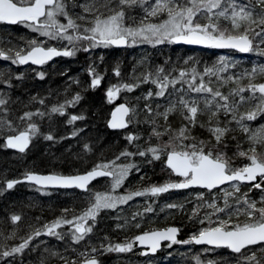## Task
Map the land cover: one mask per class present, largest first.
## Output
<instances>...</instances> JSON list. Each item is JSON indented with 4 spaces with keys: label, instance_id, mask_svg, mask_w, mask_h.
I'll return each mask as SVG.
<instances>
[{
    "label": "snow or ice",
    "instance_id": "6c2138e0",
    "mask_svg": "<svg viewBox=\"0 0 264 264\" xmlns=\"http://www.w3.org/2000/svg\"><path fill=\"white\" fill-rule=\"evenodd\" d=\"M0 22L20 23L40 34H0V58L27 67L0 69V137L5 148L25 152L41 136L79 142L89 125L77 122L89 113L77 106L87 90L103 85L109 70L116 78L104 88L110 102L122 90L152 85L132 97L136 103L125 97L112 108L106 123L123 130L127 143L111 159L100 158L70 173L25 169L12 178L0 177V193L29 181L41 192L51 191L49 186H76L88 194L84 207L62 208L43 223L34 217L35 223L24 224L23 212L11 211L12 227L0 230V264H104L103 253L129 252L138 244L144 254H155L164 242L168 248L195 243L228 250L204 258L203 253L212 251L205 246L192 254L195 264H264V63L244 68L236 56L220 55L201 64L193 54L176 62L166 56L164 63L153 64L141 57L125 75L119 60L109 69L103 66L104 52L94 55L100 47L178 42L264 54V0H0ZM81 52L88 53L83 69L87 81L70 75L60 89L43 94L26 87L30 78L44 79L57 71L48 66L56 63L53 58H76ZM17 89L23 92L17 94ZM173 116L178 117L175 124ZM61 120L72 126L63 135L58 134ZM233 141L235 150L229 152ZM81 150L94 151L92 142L85 138ZM239 157L244 159L234 163ZM121 158L126 162H118ZM161 159L169 175L144 184V165ZM134 173L139 174L137 187L128 183ZM98 177L110 178L107 189L91 186ZM190 186L203 189L192 193L194 202L164 204L199 222L186 239H180L181 226L175 223L153 222L142 229L145 217L156 219L160 194ZM144 196L147 201L134 199ZM129 202L134 211L116 216L114 227L140 230L122 240L108 232L93 240L102 210L123 213L119 206ZM5 220L0 217V222ZM44 234L62 243L51 246L41 239ZM10 239L15 242L8 243ZM146 264L154 262L148 259Z\"/></svg>",
    "mask_w": 264,
    "mask_h": 264
},
{
    "label": "rangeland",
    "instance_id": "374dc122",
    "mask_svg": "<svg viewBox=\"0 0 264 264\" xmlns=\"http://www.w3.org/2000/svg\"><path fill=\"white\" fill-rule=\"evenodd\" d=\"M0 34H11L13 37L18 36H28L36 35L40 36L39 33H35L32 29L23 31V24L19 26H10L6 24H0ZM104 47H100L96 50L94 55L99 56L100 52ZM217 49V48H216ZM130 50V51H129ZM83 54H78L76 58H66V57H55L53 62H48V66L51 69H57L49 77L41 80L36 78H30L26 81V87L30 88L32 91L40 92L43 94L45 90L60 89L66 82L67 76L77 75L82 80L87 81V76L84 69V64L88 53L82 52ZM105 53V60L103 66H111L119 60L125 75H128L132 66L136 64L137 60L141 57H147L148 61L156 64L157 59L162 56V63L165 61V57H171L173 62H176L178 58H183L185 56L195 55L203 62L207 61L212 63L220 55L236 56L239 61L240 67L247 68L252 63H264V54L255 52H241L235 49L229 48H219L217 50H204L197 47L175 46L171 43H165L164 45H151L148 43H142L135 46H129V49L125 52L109 50ZM31 64V63H29ZM35 68L34 64H31ZM11 66L14 70L27 71V67L23 65L14 66L10 62L0 61V69L4 67ZM67 68L68 72L65 74L64 69ZM139 71V67L137 68ZM239 71V68L237 69ZM109 70L106 74V78L103 84L106 86L109 81H113L114 73H110ZM34 77V73L32 74ZM213 79H215L213 77ZM75 88V85H73ZM146 87H152L149 83L145 86H141L138 89L131 91H121V95L118 99L124 102V98L127 97L132 103H136L132 99L133 96L140 95V93L145 90ZM227 90V86H225ZM17 94L23 92V89H17ZM61 99L63 98V93H61ZM85 108L89 115L84 121H78L77 124L86 123L89 125L88 128L84 129L81 134L79 142L77 138L66 137V139L53 142L46 140L43 136L35 138L34 145H30L29 149L25 152H20L5 148L0 144L2 150L0 151V177L7 176L12 178L24 173L25 169L34 170H50V171H62L65 173L73 172L77 169H85L90 167L91 164L96 162L100 158L111 159L114 154L127 143L126 138L123 136V130H111L107 127V119L110 116L111 109L115 107L109 101H106L103 94L97 89H89L84 95V99L77 108ZM72 110V106H69ZM178 117L173 116L172 120L175 124ZM65 127L71 129V125H63V120H61V126L58 128V134L63 135L65 132ZM133 125H129L130 130L133 129ZM141 129L147 131L144 124H140ZM100 131L101 134L97 136L94 132ZM201 135H207L203 129H197ZM85 138L92 142L94 151L86 153L82 151V143ZM167 138V137H165ZM111 144V149L106 151L107 145ZM71 145V148L69 147ZM245 147H247V142H245ZM235 150V141L229 147V152ZM135 159H140L139 156ZM244 159L243 157L237 158L238 160ZM120 163L126 162L124 158H121ZM142 171L146 174L143 180L144 184L149 183V181L160 182L169 175L168 170L164 164V160H155L152 163H147L142 168ZM173 175V174H172ZM173 178L175 176L173 175ZM139 180V174L134 173L128 183H131L133 187L139 186L136 182ZM108 181L110 178H99L94 182L90 183L96 190H105L108 187ZM51 191L41 192L38 187H32V184L20 181L13 189H9L3 193H0V217H5L4 222H0V230L6 232L7 229L12 227V222L9 218V213L11 211H21L24 214V224L35 223L34 217H40V223H43L45 219H52L55 215H59L62 208L71 207L75 205L77 209L85 206L87 202V195L85 190H78L75 188H51ZM123 190V189H121ZM196 190H203L202 187L195 186L189 187L188 189H173L169 190L167 193L160 194L159 198L156 200V219L153 221L151 215L144 218V223L142 224V229H147L151 226V223H155L157 226H165L166 224H178L185 225L187 231L185 233H191L198 227L197 221H189L188 214L186 212H181L177 209H166L164 204L166 202L177 201L182 202L184 199L192 201V193ZM137 201H147L148 197H136ZM194 202V201H192ZM122 206V205H121ZM123 208V213H118L117 210L110 214L107 209L102 211V215L99 217L97 224L95 225L96 232L93 236V240L98 237H102L103 232H108L111 234L114 230V225L118 222L115 217L118 215H128L134 211L135 205L129 202V205ZM108 219H105L106 216ZM102 217V218H101ZM122 222V221H120ZM136 228L130 230H122V237L129 235ZM23 230H27L26 228ZM139 230V229H138ZM48 241L49 245L57 246L58 241L52 239H43ZM3 242V237L0 236V243ZM15 242L9 240L8 243ZM203 247H198L196 244L191 245H172L171 248L167 247L159 249L154 255L148 254L144 256L141 250L129 251L126 255L121 256L119 254H114V252L103 253L101 259L104 264H146L148 259H152L154 264H195L192 258V254L195 252H201ZM191 250L187 255H181L187 250ZM212 251L208 253H203L204 258L211 256L225 255L228 250L225 248L223 251L220 249H214L211 247ZM168 252H172L169 256ZM114 254V255H112Z\"/></svg>",
    "mask_w": 264,
    "mask_h": 264
},
{
    "label": "flooded vegetation",
    "instance_id": "af4514ba",
    "mask_svg": "<svg viewBox=\"0 0 264 264\" xmlns=\"http://www.w3.org/2000/svg\"><path fill=\"white\" fill-rule=\"evenodd\" d=\"M0 24H4V23H0ZM14 25H20V23H16V24H14ZM22 25V24H21ZM26 30H28V27L26 26V25H23V31H26ZM170 44V43H169ZM171 45H175V46H184V45H182V44H173V43H171ZM102 50L101 51H104V52H107V51H109V50H115V51H121L122 53L123 52H125V51H127L128 49H129V46H109V47H104V48H101ZM201 49H204V50H217V49H219V48H214V47H208V48H201ZM130 51V50H129ZM66 58H68V57H66ZM8 62H11V61H8ZM12 64H14V62H11ZM15 65V64H14ZM16 66H18V65H16ZM25 65H23V67H24ZM35 67H38V66H36V65H34ZM110 73H112V72H110ZM37 80H40V78L39 77H35ZM87 79H88V73H87ZM115 75H114V78H113V81L112 82H115ZM104 88H105V85L103 84L102 86H100V87H98L97 88V90L98 91H100L102 94H103V96H104V98L106 99V94H105V91H104ZM107 100V99H106ZM108 101V100H107ZM110 102V101H109ZM122 101H121V99H118V98H116L115 100H113V101H111L110 103H112V105H116L117 103H121ZM112 110V109H111ZM174 175V174H173ZM174 176H176V175H174ZM99 178H102V177H98V178H96L95 180H97V179H99ZM95 180H93L92 182H94ZM91 182V183H92ZM75 189H78V190H81V189H79V188H76V187H74ZM119 207H126V206H119ZM103 211V210H102ZM107 211H109L108 213H110V214H113L116 210H108L107 209ZM102 213V212H101ZM102 214H100V216H101ZM99 216V217H100ZM10 218V217H9ZM102 218V217H101ZM109 218V216L107 215L106 216V218L105 219H108ZM100 219V218H99ZM98 219V220H99ZM64 227H66V226H64ZM114 228V230H113V232L110 234L111 236H113L115 239H120V240H122L123 239V237H122V232L120 231V229H116L115 227H113ZM140 230V229H139ZM138 229H134L133 230V232H131L130 234H135L137 231H139ZM129 234V235H130ZM189 235V233L187 234V233H183L182 232V230H181V232L179 233V237H180V239H186L187 238V236ZM41 239H52V240H54V241H57V239L55 238V237H51V236H48L47 234H44V235H42V237H41ZM10 243H14V242H10ZM165 243V245L167 244V242H164ZM177 244H179V243H176V244H173V245H177ZM191 244H195V243H189V244H186V245H191ZM180 245V244H179ZM198 247H209V248H211V246H209V245H200V244H196ZM142 247H140L138 244H137V247H135L133 250H131V251H138V250H140ZM114 252V254H119V255H121V256H124V255H126V253L127 252H121V253H117V252H115V251H113ZM142 252V251H141ZM114 254H112V255H114ZM142 254L144 255V256H146V255H148V254H144L143 252H142ZM152 255H154V254H152Z\"/></svg>",
    "mask_w": 264,
    "mask_h": 264
},
{
    "label": "water",
    "instance_id": "95a60500",
    "mask_svg": "<svg viewBox=\"0 0 264 264\" xmlns=\"http://www.w3.org/2000/svg\"><path fill=\"white\" fill-rule=\"evenodd\" d=\"M4 23H6V22H4ZM7 24H10V23H7ZM16 24V23H15ZM176 44H182V45H187V46H189V47H197V48H208V47H212V46H206V45H192V44H187L186 42H178V43H176ZM218 48V47H217ZM236 50V49H235ZM237 51H240V50H237ZM54 59V58H53ZM29 63H31L32 64V62H29ZM110 115H111V112H110ZM109 118H110V116H109ZM108 126V125H107ZM108 128L109 129H111V130H117V129H112V128H110L109 126H108ZM9 149H12V148H10L9 147ZM12 150H16V151H19V150H17V149H12ZM175 175H177V174H175ZM96 179V178H95ZM94 179V180H95ZM23 182H26V183H30V184H34V182H29V181H23ZM91 183V182H90ZM50 188H74V187H76V186H49ZM190 187H195V186H190ZM199 187H202V186H199ZM76 188H78V187H76ZM140 246V245H139ZM210 246V245H209ZM140 247H143V246H140ZM211 247H213V246H211Z\"/></svg>",
    "mask_w": 264,
    "mask_h": 264
},
{
    "label": "trees",
    "instance_id": "16d2710c",
    "mask_svg": "<svg viewBox=\"0 0 264 264\" xmlns=\"http://www.w3.org/2000/svg\"><path fill=\"white\" fill-rule=\"evenodd\" d=\"M21 25V24H20ZM10 26H19V25H10ZM79 54H83L82 52L81 53H79ZM84 54H85V52H84ZM0 61H6L7 62V60H5V59H2V58H0ZM157 63H162V56H160L158 59H157V62H156V64ZM10 64H12L11 62H10ZM12 65H14V64H12ZM14 66H16V65H14ZM86 76H87V73H86ZM40 80H41V78H40ZM104 97V96H103ZM105 99V98H104ZM106 100V99H105ZM107 101V100H106ZM97 136H99V134H101L100 133V131H95L94 132ZM2 140H3V138L2 137H0V144L2 145ZM111 147H112V145L111 144H109V145H107V147H106V151H108L109 149H111ZM2 150V148L0 147V151ZM82 170V169H81ZM41 171H44V172H46V171H50V170H41ZM181 230H182V232L183 233H185V231H187V227L185 226V225H181Z\"/></svg>",
    "mask_w": 264,
    "mask_h": 264
},
{
    "label": "bare ground",
    "instance_id": "6f19581e",
    "mask_svg": "<svg viewBox=\"0 0 264 264\" xmlns=\"http://www.w3.org/2000/svg\"><path fill=\"white\" fill-rule=\"evenodd\" d=\"M108 152V151H107Z\"/></svg>",
    "mask_w": 264,
    "mask_h": 264
}]
</instances>
